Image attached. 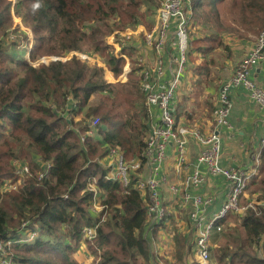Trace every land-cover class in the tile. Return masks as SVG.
Listing matches in <instances>:
<instances>
[{
    "label": "trees",
    "instance_id": "obj_1",
    "mask_svg": "<svg viewBox=\"0 0 264 264\" xmlns=\"http://www.w3.org/2000/svg\"><path fill=\"white\" fill-rule=\"evenodd\" d=\"M161 2L18 0L15 13L35 35L32 60L64 57L70 52L94 56L102 50L106 54L98 53L99 57L119 78L126 60L118 58L112 47L97 44L104 33L98 24L112 23L108 34L135 27L150 19ZM191 6L195 11L191 25L204 33L199 31L191 37L187 60L196 71L208 75L213 68H222L215 51L222 46L223 52L230 51L243 37L242 31L255 34L264 27V0H191ZM223 6L233 28H223L219 14ZM11 8L9 0H0V186L18 180V162L22 166L28 161L32 176L23 180L18 191L5 193L0 206V238L8 240L11 236L10 241H14L28 229L39 232L33 242L12 244L11 250L17 252L15 264H78L73 254L82 242L92 254L107 246L98 264H138L139 257L150 264L147 199L135 189L137 175L132 174L130 186L125 187L107 180L109 169L100 162L112 148L120 150L128 161L146 160L150 126L141 78L132 71L125 83L117 84L118 93L115 84L106 79L104 66L90 65L79 56L36 66L11 57L6 49L11 35L18 32L10 31L14 27ZM16 44L15 39L9 47ZM133 51L127 45L120 54L131 57ZM95 95L100 103L90 106ZM120 100L124 113L119 109ZM73 102L79 112L87 108L88 116L101 120L95 136L84 142L81 133L87 130L80 127L81 133L76 132L68 119L75 111ZM47 164L51 165L48 175L38 179ZM91 178L105 193L102 204L107 208L97 214L91 209ZM248 190L251 199L264 200V156L260 174ZM105 212L106 220L99 226L96 239H85L83 228L94 226ZM233 214L223 222L225 233L217 237V263L264 264V210L249 209L244 216ZM184 246L177 242L179 261L185 257Z\"/></svg>",
    "mask_w": 264,
    "mask_h": 264
},
{
    "label": "crops",
    "instance_id": "obj_2",
    "mask_svg": "<svg viewBox=\"0 0 264 264\" xmlns=\"http://www.w3.org/2000/svg\"><path fill=\"white\" fill-rule=\"evenodd\" d=\"M142 34L144 32H134L128 45L134 49L142 69L152 70V82L162 89L172 77L169 68L173 64H170L169 60L178 55V51L173 48L174 28L169 30L168 38L160 51L155 47L147 46L144 35L141 38ZM242 43H234L232 50L235 52V56L231 57L232 59L228 62H224V59L220 60L221 70H217L215 67L209 75L208 72L196 71L187 60L188 64L181 74L180 85L174 94L171 105L174 108L177 128L198 129L205 135L216 130L221 140L220 165L224 168H237L250 173L253 176L252 182L260 174L254 176L253 172L256 168L261 169L264 156V107L252 99L249 90L243 86L235 87L230 93L233 104L229 118L231 127L218 129L214 124V109L218 102L220 86L234 74L242 58L252 49L248 51L249 45ZM159 57L165 63L164 72L160 76L154 69ZM105 77L109 83H112V79L116 82L113 73L107 69ZM250 77L264 89V63L255 67L251 71ZM122 80L124 81V79ZM84 110L79 112L78 107L75 109L73 112L75 122L85 118ZM151 112L154 121L158 123L160 120L159 108L153 107ZM201 149L202 146L198 139L189 134L186 139V161L184 163L179 162L176 146L170 142L166 146V158L162 162H147L143 164L139 174H136L143 178L154 177L159 181L160 205L166 213L162 223L155 226L149 223L147 226L150 264H197L198 259L193 244L198 227L191 214L196 213L199 218L204 219L203 223H206L215 217L226 201L227 180L221 175H213L206 165L198 163L197 158ZM258 159H260V165ZM116 160V156H106L102 162L105 166H115ZM108 169L111 170V167ZM196 171L202 175V183L199 185L187 184V179ZM100 193V201H102L105 193L102 189ZM197 198L200 199V202H197ZM245 198L248 199V194ZM209 199L211 202L207 203ZM234 215L233 213L229 214L224 222ZM217 237H219V233H212V264L214 250L220 242V240L217 241ZM179 241L185 243L186 246H184L185 257L182 261H179L177 256V242ZM75 253V257L73 254L75 259L80 255L78 260L76 259L78 264L89 263L90 250L86 243L82 242Z\"/></svg>",
    "mask_w": 264,
    "mask_h": 264
},
{
    "label": "built area",
    "instance_id": "obj_3",
    "mask_svg": "<svg viewBox=\"0 0 264 264\" xmlns=\"http://www.w3.org/2000/svg\"><path fill=\"white\" fill-rule=\"evenodd\" d=\"M12 1L15 2V0ZM192 18L193 9L191 6V0H162L155 12V25L151 30L146 29L144 24L141 23L135 27L125 29V32H118L124 33H121L122 38L115 44L117 45V51L121 52L122 49L128 45L134 32H144V41L146 45L149 47H155L160 51L168 38L169 30L174 28L173 48L178 51V55L174 58L171 57L169 60V63L173 64L170 65L169 68L172 77L169 83L162 89H159L157 85L152 82L151 69L146 68L141 71V89L149 112L150 126L147 148L144 153L146 160L144 163H142V160L140 159H132L128 161L120 150L112 148L109 150L107 157L116 156L117 160L115 166H106L107 168L111 167V170H108L106 179L121 182L125 187L130 186L132 174H139V171L143 168V164L147 162L151 163L153 161L162 162L166 158L165 150L167 144L170 142H173L176 146L179 162L184 163L186 161L187 135L192 134L198 139L202 146L201 152L197 158L198 163L206 165L213 175H221L227 180L226 201L214 218L203 223V218H199L196 213L191 214L198 227V233L193 244L198 259L197 264H212V233H220L222 231L224 226L223 222L231 213H237L240 216H244L249 209L254 211H258V209L264 210V200H256L255 198L245 201V196H247L248 187L253 176L241 169L224 168L220 165L221 140L219 133L216 130L205 135L198 129L190 130L188 128H177L174 108L171 105V102L180 85L181 74L187 64V53L190 44L189 26ZM121 56H124V54L121 53ZM85 58L91 59L88 56H85ZM262 63H264V27L259 32L251 51L247 53L238 64L234 74L220 86L218 102L214 109V124L216 128L231 127L229 118L231 116L233 104L230 93L235 87L243 86L249 90L252 99L260 106L264 107V89L257 85L250 77L251 71ZM174 65H176V67H174ZM164 66V61L159 57L156 60L154 67L159 76L163 74ZM73 106L76 107L74 102ZM153 107H158L160 110V120L158 123L154 121L151 112ZM86 123L87 131L85 135L82 136L83 141L90 136H95V132L101 124V120L100 118L93 116L89 118ZM100 162L105 166L102 161ZM258 164L260 165V159H258ZM50 168L51 165L47 164L42 172L38 174V179L45 178L48 175ZM259 173V168H256L253 175L257 176ZM17 174L19 176L17 181L19 185L22 184L24 179L32 176L30 167L27 164L19 166ZM202 181V175L196 171L186 182L189 185H199ZM13 184L14 183L6 182L3 187L9 186L11 188ZM158 187L159 181L156 178H143L137 176L135 189L147 199L149 223L153 226L162 223L166 216L164 209L160 205L161 201ZM88 188L94 193L91 208L92 211L95 213H101L106 210V205H103L102 201H100L101 189L97 186L95 179L91 178L89 180ZM197 202H200L199 198H197ZM210 202L211 199L207 200V203ZM105 220L106 212L103 217H101V220L94 226L84 227L82 230L84 238L89 241H94L97 237L99 226H101ZM25 225L26 224L23 226ZM26 228L27 227H25V229ZM26 231H30V229ZM10 237L11 236L8 237L9 241L0 238V264L6 263V256L7 253L10 252L12 244L15 242H21L19 239L10 241ZM13 259L14 256L12 255L10 261H13Z\"/></svg>",
    "mask_w": 264,
    "mask_h": 264
},
{
    "label": "rangeland",
    "instance_id": "obj_4",
    "mask_svg": "<svg viewBox=\"0 0 264 264\" xmlns=\"http://www.w3.org/2000/svg\"><path fill=\"white\" fill-rule=\"evenodd\" d=\"M9 1L11 2V7H12L11 12H12V17H13V21H14V27L10 31L12 33V32H14L15 29L18 30V32L16 34L11 35V39H10V43H9V45H10L11 42H14V40L16 39L17 40L16 46H10L9 47V45H8V47L6 49L7 53L11 57H15V58H17V60L26 59L31 64L36 66V65L41 64V63L48 65L51 61L58 60V59L65 61L67 59H70L73 55H76V56H79L82 60L88 62L90 65L104 66L105 69H107L104 62L101 60V57H99V55H98V53H99L100 55L105 56L106 52H103L102 50L97 51L96 55H94V56H88L87 54H85V52H70L69 54H67L64 57H56V56L42 57L41 56L37 60H32L30 55H31V51L34 49V46L36 43L35 35L33 34V31L29 27L25 26L22 19L19 16H17V14L15 13V11H16L15 6H16L18 0H15V2H13L12 0H9ZM226 10L227 9L225 6H223L222 8L219 9L220 21L223 25V28H229V27L233 28L234 24L231 21V16L226 13ZM194 14H195V11H193V16H194ZM154 18H155V14L150 16V19L146 18L145 20L142 21V23L144 24L146 29L151 30L154 27V25H155L154 24ZM98 25H101L104 33L98 37L99 40H98L97 44L100 43L102 45L112 47L114 54L118 58L122 57L126 60L125 65L123 67L122 75L119 78H115L116 82L112 79V83L115 84V91H117L119 93L120 89H119V86H117V84L125 83L127 81L128 74L131 73L132 71L136 72V74L140 78H142V76H141L142 65H141V63H139L138 57L136 58L134 51H133V55L130 57L126 53L124 54V56H121L120 51H117V49H116L117 45H115V44H116V42L118 43L120 41V39L122 38L121 33H124L125 30H122L124 32H121V33H118L121 30H116L115 32L108 34L110 32V26L111 27L113 26L112 23H110V26L105 25L104 23H99ZM209 27H211V25H209ZM260 30H259V32H260ZM199 31L204 33L202 28L199 29V26L193 27L190 24V26H189V41L191 40V37L194 35H197L199 33ZM259 32L257 31L255 34H253V33H246L244 31H242L241 33H242L243 37L241 39H239L238 42H243L242 43L243 45H249V47H248V51H249L254 46V43L256 42V39H257ZM106 34H107V36H106ZM143 35L144 34L141 35V38L143 37ZM222 35H226V33L223 32ZM92 49H94V48H92ZM223 50H224V47L222 46L219 51L214 52V54L217 57H219V59H218L219 62H220V60H223V59H224L223 60L224 62H228L229 60H231L235 56V52H233V50H230V51L225 50L224 52H223ZM7 53H5V54H7ZM85 56H88L91 59H87V58H85ZM173 58H174V56H173ZM213 77H215V76H213ZM122 79H124V81ZM211 86H212V84H211ZM91 101H90V106H95V105L100 103V97L98 95H95L93 98H91ZM76 108H77V106L75 107V109ZM124 108H125L124 103L122 102V100H120L119 101V109L122 113H124ZM84 109L85 110L83 113L85 114V118L80 119L79 122H75V120L73 118V114L68 116V119L72 120V125H73L72 127L76 130V132H79V133H81L80 127L85 128L87 130V123L86 122L89 120V118H91L93 116V115L88 116L87 108H84ZM81 122H82V124H81ZM79 124L81 126H79ZM85 133H86V131L84 133H81V142H84L82 139V136H84ZM7 134H8V131H7ZM26 163L29 167H31V165L29 164L28 161H26ZM19 164H20V162H18V164H17L18 167H19ZM23 165H26V164H23ZM17 181L16 182L7 181L9 183L10 182L14 183L11 188L9 186H5V187L0 186V191H1L0 206L3 202V199H5V197H6L5 193L10 192V191H18L19 190L21 185H19ZM250 190H248V193H247L248 198H250V196H251L249 194ZM231 222H233V220ZM225 229H226L225 226H223L222 231L220 233L221 234L225 233ZM229 231H231V230H229ZM38 233L39 232L36 231V229L32 228V229H30V231H26L23 235H19L17 237V239L23 241L24 243H30V242H33L35 240V238L38 236ZM83 246H85V245H83ZM106 248H107V246L104 245L103 248L99 247L98 253L96 252L95 254H92L90 252V257H88L89 263L98 264L100 259H101L100 255H102V253L104 252V249H106ZM16 253L17 252L15 250H10V252L7 253L5 264H7V263L15 264L14 261H10V259H11L12 255L15 256ZM75 254H74V257H75ZM79 256L76 257L77 260H78ZM213 258H214L213 264H218L214 253H213ZM73 259H74V261L78 262L75 258H73ZM56 261H58V260H56ZM89 263H87V264H89ZM138 264H146L145 258L139 257ZM235 264H243V263H241V262L239 263L237 261Z\"/></svg>",
    "mask_w": 264,
    "mask_h": 264
}]
</instances>
